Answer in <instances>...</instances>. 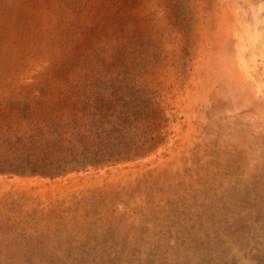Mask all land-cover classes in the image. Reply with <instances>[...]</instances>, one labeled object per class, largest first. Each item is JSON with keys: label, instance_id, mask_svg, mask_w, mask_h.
I'll list each match as a JSON object with an SVG mask.
<instances>
[{"label": "rangeland", "instance_id": "obj_1", "mask_svg": "<svg viewBox=\"0 0 264 264\" xmlns=\"http://www.w3.org/2000/svg\"><path fill=\"white\" fill-rule=\"evenodd\" d=\"M0 264H264V0H0Z\"/></svg>", "mask_w": 264, "mask_h": 264}]
</instances>
